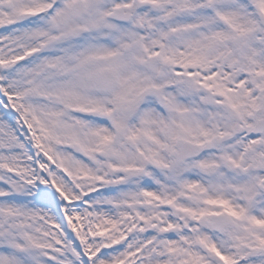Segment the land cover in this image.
I'll use <instances>...</instances> for the list:
<instances>
[{
	"label": "snow or ice",
	"instance_id": "snow-or-ice-1",
	"mask_svg": "<svg viewBox=\"0 0 264 264\" xmlns=\"http://www.w3.org/2000/svg\"><path fill=\"white\" fill-rule=\"evenodd\" d=\"M0 264H264V0H0Z\"/></svg>",
	"mask_w": 264,
	"mask_h": 264
}]
</instances>
